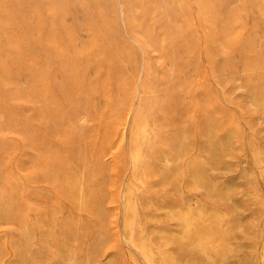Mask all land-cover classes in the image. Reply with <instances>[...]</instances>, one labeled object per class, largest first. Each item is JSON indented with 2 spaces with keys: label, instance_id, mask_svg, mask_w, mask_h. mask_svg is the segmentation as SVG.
Returning <instances> with one entry per match:
<instances>
[{
  "label": "rangeland",
  "instance_id": "374dc122",
  "mask_svg": "<svg viewBox=\"0 0 264 264\" xmlns=\"http://www.w3.org/2000/svg\"><path fill=\"white\" fill-rule=\"evenodd\" d=\"M0 264H264V0H0Z\"/></svg>",
  "mask_w": 264,
  "mask_h": 264
}]
</instances>
